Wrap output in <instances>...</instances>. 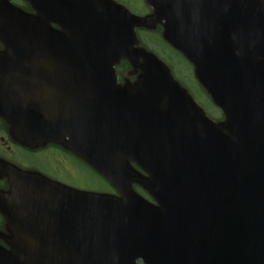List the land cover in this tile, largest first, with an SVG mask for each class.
<instances>
[{"label":"water","instance_id":"95a60500","mask_svg":"<svg viewBox=\"0 0 264 264\" xmlns=\"http://www.w3.org/2000/svg\"><path fill=\"white\" fill-rule=\"evenodd\" d=\"M32 2L44 18L19 12L26 19L21 36L5 24L13 12L0 0V38H19L7 46L22 54L19 75L7 76L14 66L8 58L0 65V115L27 144L53 141L72 150L120 196L0 165V178L12 186L0 193L9 229L40 232L16 234L22 244H12L13 253L0 245V264H264V0H165L156 8L157 19L165 16L164 38L195 64L224 110L220 125L162 61L136 47L134 28L152 22L112 0H57L70 21L56 5ZM52 12L67 34L49 28ZM221 39L224 54L217 52ZM55 49L73 60L69 75L55 73ZM123 59L141 70L134 87L115 84ZM9 81L21 85L24 124L7 103ZM134 182L159 206L138 196Z\"/></svg>","mask_w":264,"mask_h":264},{"label":"flooded vegetation","instance_id":"af4514ba","mask_svg":"<svg viewBox=\"0 0 264 264\" xmlns=\"http://www.w3.org/2000/svg\"><path fill=\"white\" fill-rule=\"evenodd\" d=\"M54 0H51V3ZM120 4L125 5L130 10L136 11L135 8H139L137 13L139 15L146 16L148 18H151L155 23L150 28L153 29V31H161L164 28L165 20L164 19H157L154 15V8L148 5L145 0H140L137 4H135L132 1L128 0H115ZM7 9L12 10V14L9 13L7 15V21L5 24L7 26H10L12 29H19L21 31L20 35L22 36V30L21 28L25 27L26 19L21 16L19 11H23L26 14L33 16L35 18H41L43 19L44 16L41 15L38 10L32 5L31 0H6ZM53 17L55 20L51 21L48 25L51 26L52 30L54 32H61L62 34H67L62 28L60 23L58 22V16L57 14H53ZM150 30H145L144 28L138 29V32H146ZM11 33V32H10ZM51 41H53V38L51 37ZM7 42H11L12 44H17L19 42V38H7ZM7 42L0 39V65L4 62L3 59L8 58L10 61L14 62V66L7 72V76L13 78L16 75H19L16 71H22V65L20 61L17 60L22 57V54H20V48L16 47H8ZM41 43V42H39ZM62 53H66L62 54ZM24 56V55H23ZM51 57L56 61L55 67L57 68V64L59 63V66L61 67L60 70L56 69L55 73H61L64 75H69L72 71L69 69L73 66V60H70L68 57V52H61L58 53V51L55 49V51L51 54ZM61 58H65L67 62L62 60ZM60 61V62H59ZM64 67V69H63ZM24 71V70H23ZM88 72V71H85ZM92 72L97 75L103 74L101 71H89L88 74ZM126 71H122L120 69L117 70V83H121L123 78L124 80H133L134 78H131L129 76H126ZM10 81H13L11 79ZM10 81L5 84V91L11 92L9 94L10 96V103H12L14 106L20 101V89L21 85L16 84L11 85ZM99 82H101L99 80ZM105 84V80L102 81ZM105 87V86H104ZM24 99V97H23ZM105 99V97H104ZM33 105L32 103H30ZM36 105V104H35ZM34 105V106H35ZM37 105L35 106V108ZM38 108V107H37ZM36 108V109H37ZM0 162H4L8 164L9 166H13L21 171H29L33 173H40L52 180L59 181L61 183L70 185V186H76L81 187L74 182V175L77 176V172L74 169V171H71V166L74 165L75 168L80 167L78 164L85 166V164L72 152L65 149L62 145L54 142H46L43 144H37L35 146H26L22 139L18 137L17 134L12 131L10 125L8 122L3 119L0 116ZM43 162L46 167L43 168L40 166V163ZM9 184L7 179H0V191L7 190ZM5 217L0 212V236L2 235H8L13 236L12 231L6 230L4 228L5 224ZM9 240H3L1 241L2 245L5 248H9ZM139 264H143L142 261H139Z\"/></svg>","mask_w":264,"mask_h":264},{"label":"rangeland","instance_id":"374dc122","mask_svg":"<svg viewBox=\"0 0 264 264\" xmlns=\"http://www.w3.org/2000/svg\"><path fill=\"white\" fill-rule=\"evenodd\" d=\"M132 1L135 4L140 2V0H128ZM136 11H139V8H135ZM144 43L154 50L158 55L163 57L168 61L173 69L174 76L179 81H182L188 89L193 93L194 98L203 107V109L213 116L215 119L221 116L219 109L214 105L211 99L206 95V93L200 88L196 81L194 69L191 64L187 61L184 56L172 49L167 45L162 36L159 33H144L142 35ZM80 167L76 168L77 176L74 175L75 184L84 187V189L98 191V190H107L113 191L109 186V183L103 179L100 175L94 172L87 167H84L78 164ZM40 166L45 168L46 165L41 162ZM71 171H74L75 166H71ZM144 196H147L143 191H139Z\"/></svg>","mask_w":264,"mask_h":264}]
</instances>
